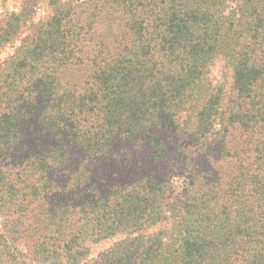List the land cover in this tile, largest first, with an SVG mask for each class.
I'll use <instances>...</instances> for the list:
<instances>
[{
  "label": "trees",
  "instance_id": "obj_1",
  "mask_svg": "<svg viewBox=\"0 0 264 264\" xmlns=\"http://www.w3.org/2000/svg\"><path fill=\"white\" fill-rule=\"evenodd\" d=\"M89 1L72 35L70 9L56 7L32 47L10 58L12 78H0V264H89L90 244L117 234L96 264H264V0L76 7ZM98 19L121 27L122 40L112 52L97 42L93 77L76 90L55 73L81 59ZM220 58L233 66L227 116L208 83ZM191 107L199 155L220 149L217 159L236 160V170L223 184L185 182L171 196L191 160L178 143ZM218 123L216 139L206 138ZM231 128L247 137L234 153L219 138ZM92 158L105 166L94 181ZM165 219L175 229L169 242L150 232Z\"/></svg>",
  "mask_w": 264,
  "mask_h": 264
},
{
  "label": "rangeland",
  "instance_id": "obj_2",
  "mask_svg": "<svg viewBox=\"0 0 264 264\" xmlns=\"http://www.w3.org/2000/svg\"><path fill=\"white\" fill-rule=\"evenodd\" d=\"M83 1L86 0H0V78H12L11 69L13 60L9 61L10 58L19 54V52L26 47H32V44H34V37H38L43 24L53 17L54 9L56 10V7L61 4L70 9V30L72 35L73 27L77 26L79 23L81 15L80 11H85L82 19L86 20L93 10L91 9L92 2L90 3V1L88 3H83V6L81 7H76ZM52 2L55 5L52 4ZM121 32V27L112 25L111 21H105L104 19L99 20L91 32L86 31L85 40L82 38L84 43H82L83 48L80 53L82 56L81 59L78 60L74 58V61L58 69L55 73L57 78H60L64 83L66 82L70 87L75 88L76 90H80L86 86L90 78L93 77L92 58L94 56L97 42L105 40L110 44L108 50L112 52L116 49V44L122 40ZM75 52H78V48L75 49ZM232 68L233 66L229 60L220 58L211 66L208 73V83L210 88L215 87V90L216 88L221 90L222 100L220 104V112L225 113V116L229 114V110L235 105L234 97L236 94L234 91L230 92V90H232L233 82ZM195 116L193 108H187L181 113L178 121L181 125V132L183 131L184 135L178 142L183 146L182 149L184 150L183 156L180 158L182 161H185L189 156L191 160L187 161L186 169L182 171L181 168L178 173L179 175L174 178L173 184L176 187L171 193H169L171 196L181 194L182 187L186 185L185 182L191 184L193 182V184L198 187H202L205 183H208V179L213 183L223 184L225 182L226 174L228 175L230 172L236 170V160L229 158L217 159L220 157V149L217 151L210 150L206 154L204 153L203 156L199 155L201 152L199 147L202 144L200 140H196L195 142L197 144H194V138L188 133V127H193L194 122L196 121ZM221 128V124L218 123L213 131L208 132L207 135L204 136L206 138L209 137L210 139H214L216 131L221 130ZM219 138H224V144H226L228 150L230 149L229 152L231 153L241 150L242 144L247 141V137L241 132V130L235 128H231L229 132L226 133L225 137L221 135ZM219 146H223V144L220 143ZM184 148H187V150ZM99 166L100 163L98 164L96 159H90L87 168L92 173L90 179L93 181L97 178L100 172L99 169H104L105 167L104 165ZM83 171H87L85 166L78 169V172L76 173V181L80 179L84 180L85 176L82 174ZM88 174L89 173L87 172V176ZM208 174L210 175L205 178L204 176H207ZM104 179L105 184L113 181L114 174L112 172V166L107 167L105 170ZM97 180L101 181L99 179ZM191 196L192 194L189 193L185 202H187L188 197ZM171 220L165 219L161 221L158 225L150 229V232H159L163 230L166 233L165 240L168 242L171 241L173 234L175 233V229H172V231L170 229V227H172ZM3 223V219L0 216V229H2ZM123 235L124 234H117L111 238L91 243L90 253L86 261H88L89 264H96L100 253L113 246L115 242L123 238ZM20 248L26 251V247L23 248L21 245Z\"/></svg>",
  "mask_w": 264,
  "mask_h": 264
}]
</instances>
